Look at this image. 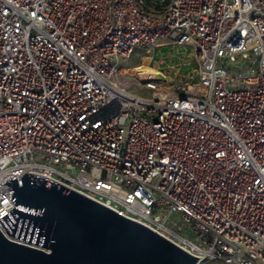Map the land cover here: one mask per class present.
<instances>
[{
	"label": "built area",
	"instance_id": "1",
	"mask_svg": "<svg viewBox=\"0 0 264 264\" xmlns=\"http://www.w3.org/2000/svg\"><path fill=\"white\" fill-rule=\"evenodd\" d=\"M165 47L186 75L119 68ZM24 173L195 264H264V0H0V217Z\"/></svg>",
	"mask_w": 264,
	"mask_h": 264
},
{
	"label": "water",
	"instance_id": "2",
	"mask_svg": "<svg viewBox=\"0 0 264 264\" xmlns=\"http://www.w3.org/2000/svg\"><path fill=\"white\" fill-rule=\"evenodd\" d=\"M153 78L163 80L158 73ZM18 182L2 183L10 187L14 207L0 225L16 241L0 232V264L196 262L147 227L50 179L24 173Z\"/></svg>",
	"mask_w": 264,
	"mask_h": 264
},
{
	"label": "rangeland",
	"instance_id": "3",
	"mask_svg": "<svg viewBox=\"0 0 264 264\" xmlns=\"http://www.w3.org/2000/svg\"><path fill=\"white\" fill-rule=\"evenodd\" d=\"M190 58L189 50L184 47H165L154 52L136 51L127 62H120L119 68L126 69L125 76L133 83L141 77L140 70L161 72L167 77L176 80L179 74L186 75L192 67H179L180 63ZM149 95V92H143Z\"/></svg>",
	"mask_w": 264,
	"mask_h": 264
},
{
	"label": "bare ground",
	"instance_id": "4",
	"mask_svg": "<svg viewBox=\"0 0 264 264\" xmlns=\"http://www.w3.org/2000/svg\"><path fill=\"white\" fill-rule=\"evenodd\" d=\"M154 74H156V71H153V70H140V71H138V76L141 77L142 79L153 76Z\"/></svg>",
	"mask_w": 264,
	"mask_h": 264
}]
</instances>
